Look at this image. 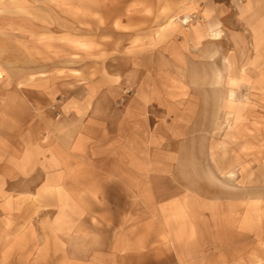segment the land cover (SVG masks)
<instances>
[{"label":"crops","instance_id":"1","mask_svg":"<svg viewBox=\"0 0 264 264\" xmlns=\"http://www.w3.org/2000/svg\"><path fill=\"white\" fill-rule=\"evenodd\" d=\"M185 13L202 21L172 23ZM111 49H133L114 99L75 59L101 70ZM207 101L228 105L230 178L248 187L264 165V0H0V264H225L206 207L155 186L154 152Z\"/></svg>","mask_w":264,"mask_h":264},{"label":"rangeland","instance_id":"2","mask_svg":"<svg viewBox=\"0 0 264 264\" xmlns=\"http://www.w3.org/2000/svg\"><path fill=\"white\" fill-rule=\"evenodd\" d=\"M188 15L192 14L178 15L172 23L188 31L192 24L202 21L193 14L195 19L185 26L181 20ZM121 50L111 49L110 58L105 59L101 70H98V63L91 55L80 54L75 58L76 68L80 72L97 76L98 80L110 85L111 99L116 98L118 91L115 88L120 87L124 77L130 73L129 62L133 58V49H126V52ZM131 93L129 89L123 91L125 96ZM123 104L122 98L115 99L111 109L117 110ZM202 105L206 108L205 112L202 111L205 116L199 121L205 125L198 123L188 134L180 128L179 135L184 136L181 140L169 139L154 152L153 156L159 163V176L155 181L157 192L162 195L172 187L181 186L190 191L191 201L206 207L207 220L222 225L221 254L226 259L225 264H264V165L256 164L253 167L254 178L248 187H245V182L231 180L228 105L226 107L214 101ZM51 110L56 111L54 106ZM54 119L59 120L58 112ZM202 127L207 129L206 134L201 133ZM262 152L264 154V149H258V157H261ZM173 162L175 165H172ZM167 175L173 179L167 178ZM166 199L160 196L157 200L161 204ZM158 216L156 214L155 218Z\"/></svg>","mask_w":264,"mask_h":264},{"label":"built area","instance_id":"3","mask_svg":"<svg viewBox=\"0 0 264 264\" xmlns=\"http://www.w3.org/2000/svg\"><path fill=\"white\" fill-rule=\"evenodd\" d=\"M194 19H195L194 15H188V16L184 17V19H182L181 22L183 25L187 26L188 24L193 22Z\"/></svg>","mask_w":264,"mask_h":264}]
</instances>
